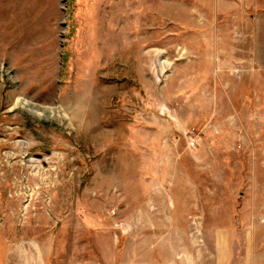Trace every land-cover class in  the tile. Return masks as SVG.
I'll return each mask as SVG.
<instances>
[{
  "label": "rangeland",
  "instance_id": "rangeland-1",
  "mask_svg": "<svg viewBox=\"0 0 264 264\" xmlns=\"http://www.w3.org/2000/svg\"><path fill=\"white\" fill-rule=\"evenodd\" d=\"M0 264H264V0H0Z\"/></svg>",
  "mask_w": 264,
  "mask_h": 264
}]
</instances>
